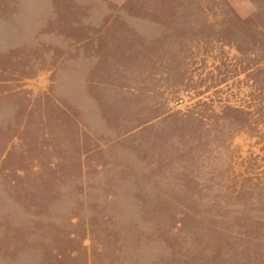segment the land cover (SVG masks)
Listing matches in <instances>:
<instances>
[{"label":"rangeland","instance_id":"374dc122","mask_svg":"<svg viewBox=\"0 0 264 264\" xmlns=\"http://www.w3.org/2000/svg\"><path fill=\"white\" fill-rule=\"evenodd\" d=\"M0 264H264V0H0Z\"/></svg>","mask_w":264,"mask_h":264}]
</instances>
